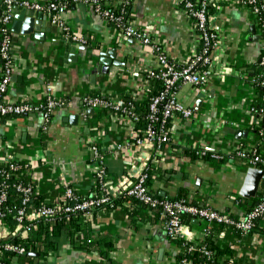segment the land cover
Wrapping results in <instances>:
<instances>
[{
    "label": "crops",
    "instance_id": "crops-1",
    "mask_svg": "<svg viewBox=\"0 0 264 264\" xmlns=\"http://www.w3.org/2000/svg\"><path fill=\"white\" fill-rule=\"evenodd\" d=\"M61 1L65 6L58 13L59 19L71 34L83 37L85 43L66 39L64 31L52 22V13L46 10L34 11H43L46 21L56 29L46 31L41 39L16 33L10 25L12 65L4 96L8 102L29 103L38 108L15 117L0 116V164L5 159L30 163L22 176L35 186L45 202H53L65 184L80 195L93 191L89 141H95L100 150L121 143V149L103 159L106 182L114 198L121 196L116 190L118 179L128 169L147 164L151 168L150 190L162 197L180 195L198 205L236 216L258 202L264 191L250 198L239 195L250 165L244 158H230L240 148L248 152L258 150L264 155V103L253 85L264 39L248 9L233 0H216L211 6L214 25L224 42L223 53L217 59V69L221 71L204 85L178 87L177 98L192 108L193 116L176 119L170 142L154 149L132 142L133 132L125 119L105 111L101 118L94 119L100 108L83 106V98L91 91L115 99L129 97L139 103L146 100L153 86L146 70L157 65L151 48L122 35L91 5ZM116 2L109 0L104 5L115 7ZM129 15L132 23L162 45L170 62L176 66L185 63L195 41L194 24L176 0H132ZM112 49L119 63L111 64L106 74L96 73L100 52ZM93 74L96 75L92 78ZM47 97L60 100L61 105L46 119L43 106ZM74 115L77 119L71 123L69 117ZM256 125H260L261 131L252 129ZM236 130L246 133L237 135ZM200 146L229 156L220 162L191 158L189 151ZM189 221L190 226L184 227L183 232L194 246L203 240L205 229L213 226L214 243L220 249L230 248L233 264H264V215L256 219L253 230L246 234L207 226L197 219ZM27 231L18 229L20 236H26ZM102 238L109 243L102 248L107 258L97 250L74 248L65 241L57 252L31 261L174 264L182 251L166 237L163 219L155 210L141 204L132 206L120 198L115 207L98 211L92 218L90 239ZM28 261L30 258L25 256H12L10 264Z\"/></svg>",
    "mask_w": 264,
    "mask_h": 264
},
{
    "label": "built area",
    "instance_id": "built-area-1",
    "mask_svg": "<svg viewBox=\"0 0 264 264\" xmlns=\"http://www.w3.org/2000/svg\"><path fill=\"white\" fill-rule=\"evenodd\" d=\"M87 5H91L95 12L106 19L122 35L134 38L143 45L149 46L155 57L157 65L146 70L150 78L161 80L163 88L155 95L151 96L147 104L146 124L141 135L135 128L139 116L133 110L130 101L122 98H110L104 96H85L83 106L87 108L99 109L108 107L114 115L125 119L133 132L132 142L140 147H151L160 149L164 144L170 142L172 132L175 128V120L178 118L189 119L193 116L191 107L184 105L177 98V90L181 84H190L193 86L204 85L216 72L218 68V57L223 53L224 42L219 29L214 25L211 6L216 0H176L187 15L193 21L195 41L191 53L186 57L182 66H176L169 61L165 49L151 36L139 29L132 20L124 18L126 8L132 0H117L115 7H120L119 13L115 14L108 9H102L101 5L109 0H75ZM246 7L256 20L260 35L264 39V0H233ZM15 5L24 6L33 10H46L52 13L51 20L57 24L65 34L66 39L72 42L85 43L83 37L71 34L69 28L58 17L65 3L61 0H2V9L0 13V116L15 117L22 113L36 110L38 106L29 103H11L4 96L11 76V49L13 45L10 25L13 19V7ZM130 16V15H129ZM264 50V43L262 44ZM259 66L264 67V54L261 55ZM217 69V71H216ZM221 71V70H220ZM219 71V73H220ZM260 85L263 89L261 99L264 100V73L261 74ZM61 101L50 97L45 99L43 106V115L47 119L51 112L60 107ZM84 110V109H83ZM90 150V165L92 166L94 189L89 195H80L76 193L72 186L65 184L63 189L53 202L42 203L38 206L32 205V197L37 194L35 186L30 182H12L13 190L19 195L18 204H6L8 200L7 184L3 180L0 184V264H6L3 259L4 252H11L17 257L26 255V248L19 243L2 242L7 235H15L18 229L24 230L25 221L34 222L40 218L52 219L60 212H87L98 206L109 203L115 197L112 189L106 182V170L103 159L106 154H114L122 148L118 143L110 148L100 150L95 141L88 142ZM203 154L211 151L206 147H199ZM222 152L213 151L211 156L215 159L222 157ZM144 156V151H141ZM233 156L244 158L250 166H261L264 169V155L256 151H247L240 148L235 151ZM230 158H233L232 156ZM31 167L30 163L17 159H5L0 164V175L8 178L11 174L22 175ZM24 168L20 172V169ZM149 166L146 164L141 168H130L127 174L118 179L117 191L125 197V201L137 200L149 208L158 209L163 215V229L166 237L177 236L185 239V233L182 230L183 223L181 216L195 217L210 225H225L236 229L241 234H246L254 227V220L264 215V193L254 205H252L243 215L236 216L228 212H221L208 206L198 205L186 198L163 197L158 198L153 195L147 180L149 177ZM18 172V174H17ZM7 218H11L15 225L10 227ZM205 229V232H207ZM230 230V229H229ZM192 251L194 246H183L182 251ZM201 252L207 257H211V251L203 247ZM186 259L179 260L180 264H185Z\"/></svg>",
    "mask_w": 264,
    "mask_h": 264
},
{
    "label": "trees",
    "instance_id": "trees-1",
    "mask_svg": "<svg viewBox=\"0 0 264 264\" xmlns=\"http://www.w3.org/2000/svg\"><path fill=\"white\" fill-rule=\"evenodd\" d=\"M101 8L108 9L109 11L117 14L119 13L121 6L111 7V6H105L103 4L101 5ZM130 10H131V3L126 8V12L124 14V18L128 21L131 19V17L129 16ZM210 10H212V7ZM261 54L262 55L264 54V50H262ZM263 73H264V67L259 66L257 73H255L253 76V85L256 88L257 96L259 98H261V95L263 93V89L261 88V85H260V81H261L260 76ZM151 79L153 80V86L148 90L146 100L139 103L129 97L124 98L125 101H130L132 103L133 110L139 116V119L138 121H136V124H135V128L138 131V135H141L144 129V126L146 124L148 100L150 99L151 96L157 94L163 88V85L160 79L158 78H151ZM87 96L93 97V96H102V95L96 91H91ZM262 102L264 103V100H262ZM253 108L255 109V104L253 105ZM102 111L112 112V110H110L108 107H102L96 114H94V119L101 118L103 114ZM252 129L256 130V132L261 131L260 125L253 126ZM262 135L264 134L262 133ZM212 152L213 151H206L205 153L202 154L199 148L196 147L192 149L191 151H189V155L191 158L215 161V162L223 161L226 159V157L229 156L228 154H222L221 158L215 159L211 156ZM256 152H258V150H256ZM233 155L234 153L230 154V156H233ZM234 157H239V156H234ZM104 168L106 170L105 165H104ZM23 170L24 168H21L20 172ZM148 170H149L148 172L150 173L151 168L149 167ZM3 180L8 185L6 190H7L9 197H8L6 204H12V205L18 204L19 199H20L19 195L13 190V187L11 184L12 182H19V181L25 182V178L22 175L18 176L15 173H13L8 178H4L0 175V184ZM149 180L150 179L147 180L148 186H149ZM153 195L158 198H163L162 196L154 192H153ZM118 198L125 200V197L122 195ZM118 198H112L109 203L98 206L95 209L91 211H87V212H82V211L60 212L57 215H55L51 220L40 218L34 222L25 221L24 222V225H26L25 229L28 230L26 236H20L19 233L15 235H7L6 237L2 239V242H14V243H19L20 245H23L26 248V252H27L25 257L30 258V261L32 259L42 260L45 257L49 256L51 253L57 252L65 241L68 242L74 248H81L86 251L97 250L100 256L107 258V253L102 248L104 246L109 245V243L105 241V239L103 238L100 240L90 239L91 228H92V218L98 211L108 210L110 208L115 207ZM174 198H184V197H181L180 195H178ZM130 202L132 206L136 204H141L143 206H146L138 202L137 200H132ZM42 203H46V202L43 200V198L39 194H35L32 197L33 206H38V205H41ZM153 210H155L156 215L161 216L164 221L165 217L160 214L159 210L158 209H153ZM7 221L9 222L10 227L13 228L15 225V222L11 218H7ZM181 221L183 223L182 230L184 227L190 226V221L188 220L187 216L182 215ZM255 223H256V219L254 220V226H255ZM219 228H226V227L225 225H218L217 229ZM229 229L235 232L237 231L236 229L232 227L231 228L229 227ZM214 231H215V227L213 226L209 227V229H207V232L205 233L203 240L196 246H194L190 241L186 239H181L177 236L168 237L170 241L174 242L180 248H182L183 246H190V245L194 246V250L192 251H184V250L180 251L177 258L175 259L174 264H180L179 260L182 258H185L187 260L185 264H233L234 262L232 260L233 259L232 251L230 250V248L226 247V248L220 249L214 243V240H213ZM203 247L211 251L210 258H207L201 252V249ZM33 253H35V255L31 256L30 254H33ZM12 256H16V255H14L11 252H4L2 260H4L6 264H10ZM30 261H28V264H43V262L33 263V261L31 262Z\"/></svg>",
    "mask_w": 264,
    "mask_h": 264
},
{
    "label": "water",
    "instance_id": "water-1",
    "mask_svg": "<svg viewBox=\"0 0 264 264\" xmlns=\"http://www.w3.org/2000/svg\"><path fill=\"white\" fill-rule=\"evenodd\" d=\"M1 2V0H0ZM14 15L11 22V29L20 33L21 35L33 34L36 38L41 39L46 31H55L56 26L52 25L50 21H46L43 11H34L24 6L15 5L13 7ZM1 13V10H0ZM39 34V35H38ZM116 51L112 49L106 52H100V58L96 65V73H108L109 66L111 64H118L119 62L115 59ZM123 64V63H122ZM96 74L92 75V78ZM77 116H70L69 120L74 123ZM264 124V117L262 118ZM246 130H236V134H245ZM264 191V169L250 166L247 168L242 186L239 190V195L250 198ZM188 220L196 222L195 217H187Z\"/></svg>",
    "mask_w": 264,
    "mask_h": 264
}]
</instances>
